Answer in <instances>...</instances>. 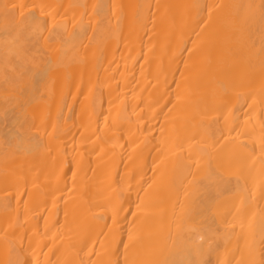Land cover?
I'll list each match as a JSON object with an SVG mask.
<instances>
[{
  "label": "bare ground",
  "instance_id": "obj_1",
  "mask_svg": "<svg viewBox=\"0 0 264 264\" xmlns=\"http://www.w3.org/2000/svg\"><path fill=\"white\" fill-rule=\"evenodd\" d=\"M0 264H264V0H0Z\"/></svg>",
  "mask_w": 264,
  "mask_h": 264
}]
</instances>
